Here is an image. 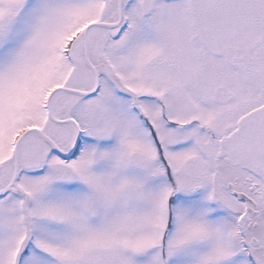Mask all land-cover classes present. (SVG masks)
I'll list each match as a JSON object with an SVG mask.
<instances>
[{"label": "snow or ice", "instance_id": "1", "mask_svg": "<svg viewBox=\"0 0 264 264\" xmlns=\"http://www.w3.org/2000/svg\"><path fill=\"white\" fill-rule=\"evenodd\" d=\"M0 264H264V0H0Z\"/></svg>", "mask_w": 264, "mask_h": 264}]
</instances>
